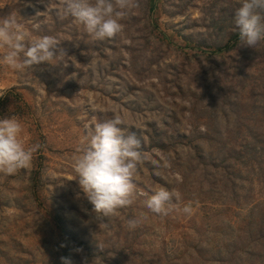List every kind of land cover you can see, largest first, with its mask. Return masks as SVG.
<instances>
[{
	"label": "rangeland",
	"instance_id": "rangeland-1",
	"mask_svg": "<svg viewBox=\"0 0 264 264\" xmlns=\"http://www.w3.org/2000/svg\"><path fill=\"white\" fill-rule=\"evenodd\" d=\"M129 4L122 31L98 40L65 0H0L26 44L51 36L67 54L34 71L0 63V119L39 146L28 168L0 173V264H264V41L241 44V0ZM115 117L144 160L132 204L103 216L74 157ZM162 187L178 198L156 214L146 200Z\"/></svg>",
	"mask_w": 264,
	"mask_h": 264
},
{
	"label": "clouds",
	"instance_id": "clouds-1",
	"mask_svg": "<svg viewBox=\"0 0 264 264\" xmlns=\"http://www.w3.org/2000/svg\"><path fill=\"white\" fill-rule=\"evenodd\" d=\"M129 6V0H65L64 14L95 39L103 40L122 31L121 20ZM233 19L241 44L255 48L264 41V0H241ZM26 38L13 14L0 18V46L6 49L0 63L17 72L34 71L41 64L64 63L67 54L58 48L54 37L43 36L30 44L25 43ZM122 124L119 117L95 123L74 157L79 186L93 210L103 216L132 204L134 177L144 160L141 140L135 133H126ZM22 133L23 125L15 116L0 119V173L14 175L31 165L39 146H26ZM174 196L178 198L177 193L162 187L148 197L146 206L153 213L167 214ZM191 211L190 204L182 208L185 214ZM141 220L129 218L128 229H135Z\"/></svg>",
	"mask_w": 264,
	"mask_h": 264
}]
</instances>
